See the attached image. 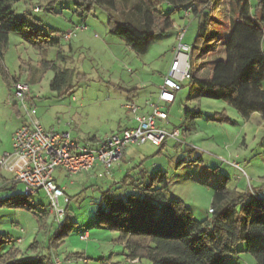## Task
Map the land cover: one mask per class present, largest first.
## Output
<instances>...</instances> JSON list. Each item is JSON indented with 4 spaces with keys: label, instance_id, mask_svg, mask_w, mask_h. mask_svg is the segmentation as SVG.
Listing matches in <instances>:
<instances>
[{
    "label": "rangeland",
    "instance_id": "1",
    "mask_svg": "<svg viewBox=\"0 0 264 264\" xmlns=\"http://www.w3.org/2000/svg\"><path fill=\"white\" fill-rule=\"evenodd\" d=\"M212 1V30L219 40L192 62L193 71L201 78L209 75L215 60L225 57V27L237 18L230 0ZM250 2L255 11L259 0ZM12 7L28 21L29 28L24 33H10L3 59L6 75L0 69V157L12 149L14 131L27 118L23 103L14 96V79L30 84L31 94L36 96L31 105L46 128L70 132L76 138H101L120 131L125 126L123 121L131 118V111L124 106L128 101H141L159 91L178 43L173 29L157 35L147 52L137 53L123 38L110 32L108 10L98 5L85 18L75 12L73 0H14ZM36 7L40 9L36 11ZM160 9L171 14L176 23L188 25L184 42L193 45L201 19L184 18L182 11L167 2ZM74 23L87 24L88 29L76 32L72 51L58 43L65 29H72ZM44 60L73 73V87L65 95L51 88L56 69L44 65ZM195 90L192 80L185 82L175 102L167 107L166 127L179 128L181 142L169 139L163 147L145 143L130 148L134 154L143 155L139 161L147 170L140 189L151 185L155 174L166 173L167 198L183 200L196 219L205 221L211 218L213 195L224 178L229 179V188L237 194L264 195V120L260 113L244 118L221 100L191 98ZM187 111L201 113L194 117L196 114ZM111 171L120 176L116 164ZM55 176L70 198L67 215L72 228L51 247V238L66 218L56 220L44 192L26 195L25 185L20 182L11 189L13 175L0 168L2 252H16L18 259L52 255L53 261L59 260L60 264H154L146 258L132 262L119 233L98 225L102 194L110 188L103 178L95 179L89 173L69 175L63 168ZM159 186L156 183L153 187ZM135 192L131 185L111 190L116 198ZM62 204L66 207L63 200ZM43 211L48 217L41 225L37 215ZM86 232L88 238L82 240L80 235ZM245 248L246 243L240 242L225 261L255 264V257Z\"/></svg>",
    "mask_w": 264,
    "mask_h": 264
},
{
    "label": "trees",
    "instance_id": "2",
    "mask_svg": "<svg viewBox=\"0 0 264 264\" xmlns=\"http://www.w3.org/2000/svg\"><path fill=\"white\" fill-rule=\"evenodd\" d=\"M73 1L75 12L82 18L90 14L95 5L106 8L110 32L123 38L140 54L148 51L157 35L175 29L173 16L160 9L166 2L182 12L191 4H197L192 16L201 20L192 45V62L200 59L211 43L219 40L216 39L217 32L212 30L213 10L200 8L204 0ZM13 2L0 0V69L5 75L3 59L10 33H24L29 28L28 21L15 13ZM230 3L237 18H233L226 28L228 33L224 35L222 47L225 57L215 60L206 77H197L193 71L196 90L191 98L221 100L233 106L244 118L260 113L264 120V0H259L255 11L250 0H230ZM59 56L64 59L62 51ZM44 65L56 69L51 88L61 96L69 92L73 87L71 70L59 69L47 60ZM20 80L14 79V83ZM189 112L196 114L194 117L201 113L187 111V114ZM11 183L10 188L14 189L19 182L14 179ZM142 183L139 184L140 191L126 198L114 197L110 188L103 192L98 213V225L119 233V240L129 250L130 259L146 258L154 264H235L225 260L244 241L246 251L255 257V264H264V198L259 194H237L229 188V179L224 178L213 195L211 218L199 221L183 200L167 198L169 181L166 173L155 174L151 185L140 189ZM156 183L161 186L154 188ZM47 215L45 211L37 215L41 225L45 224ZM65 218L51 238V247L72 228L67 208ZM0 264L55 263L52 255L18 259L16 252L0 250Z\"/></svg>",
    "mask_w": 264,
    "mask_h": 264
},
{
    "label": "built area",
    "instance_id": "3",
    "mask_svg": "<svg viewBox=\"0 0 264 264\" xmlns=\"http://www.w3.org/2000/svg\"><path fill=\"white\" fill-rule=\"evenodd\" d=\"M204 1L206 4L200 8H208L210 4L215 3L212 0ZM39 9L35 8L36 11ZM195 9H197L195 3L185 8L184 18L189 19ZM87 29V24H76L64 34V38L70 40L78 30ZM175 29L178 43L174 47V58L164 76L158 98L147 99L144 106L128 101L124 106L131 111L136 125L106 134L101 138H76L72 137L70 132L46 128L36 116L35 106L29 104V100L32 99L30 84L24 81L14 83V96L23 103L27 118L13 135L12 149L1 155L0 168L11 173L16 181L25 185L26 195L44 192L58 222L65 219L70 198L56 180L57 170L63 168L67 174L75 175L91 173L100 165L104 170L98 175L104 176L111 172L130 145L141 146L151 143L160 147L169 139L181 142L180 129L166 127L169 119L166 105L172 104L176 100V93L183 88L185 82L193 79L192 45L184 42L188 30L186 24H175ZM62 200L66 207L63 206ZM80 238L86 240L88 233L81 234ZM54 263L61 262L56 260Z\"/></svg>",
    "mask_w": 264,
    "mask_h": 264
},
{
    "label": "crops",
    "instance_id": "4",
    "mask_svg": "<svg viewBox=\"0 0 264 264\" xmlns=\"http://www.w3.org/2000/svg\"><path fill=\"white\" fill-rule=\"evenodd\" d=\"M52 9V8H50ZM185 23V22H184ZM183 23V24H184ZM177 25H180L178 23H176ZM76 24L74 23V25L72 26V28L75 26ZM227 28V27H225ZM71 29L68 28V29H65L64 31V34L68 31H70ZM83 31V30H82ZM228 33V29L225 30V34ZM218 36V35H217ZM63 39V40H62ZM60 41H59V44L64 47V46H68L72 51L74 50V46L72 44V39L70 40H66L63 36ZM68 43V45H64ZM168 72V71H167ZM196 72V70H195ZM167 74V73H166ZM165 74V75H166ZM196 76H198L197 74H195ZM21 81V80H20ZM163 84V83H162ZM161 88V87H160ZM160 88H159V91L157 92H152L150 94H147L144 99H142L141 101H136L137 104L139 105H142L144 106L145 105V101L147 99H154L156 100L158 98V95H159V92H160ZM135 95V94H133ZM35 97L34 94H32V99L29 100V103L30 104H34L35 102ZM176 98H177V93H176ZM175 102V101H174ZM173 102V103H174ZM172 103V104H173ZM172 104H167L166 105V109L169 105H172ZM125 126L120 128V131L125 129V128H128V127H133L136 125V122L135 120L132 118L130 119H126L123 121V123ZM21 124L18 125V127L20 126ZM17 127V128H18ZM17 128L15 129V131L17 130ZM14 131V133H15ZM113 132V131H112ZM118 132V131H117ZM109 134V133H107ZM14 135V134H13ZM95 138V136L93 137ZM93 138H90V139H93ZM166 144V143H165ZM130 146H136V145H130ZM130 146H128L126 152L124 153V155L122 156L121 160L119 162L116 163V168L118 169V174H120V176L118 177L117 173L115 172L113 174V172L111 171L110 174H107L109 175L108 178H104L106 177L105 175L104 176H99L98 174L100 172H103V167L102 166H97L91 173H89L93 178L95 177V179L97 178H103L104 182L107 184L108 188L110 187V189L112 190L113 188H118L120 186H128V185H131L133 187V191H136L138 192L139 190V184L141 182H143L145 184V178L147 177L146 173H147V170L146 168L143 166V164L139 161L141 158H143V155H140V154H134L132 151H131V148ZM138 160V161H137ZM116 176V177H115ZM56 177V176H55ZM111 177L114 179H111ZM92 178V179H93ZM56 180H57V177H56ZM126 181V182H125ZM58 182V181H57ZM59 184V183H58ZM60 185V184H59ZM61 186V185H60ZM141 186V185H140ZM260 197L264 198V195H260ZM19 241V239H18Z\"/></svg>",
    "mask_w": 264,
    "mask_h": 264
}]
</instances>
